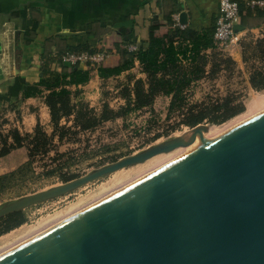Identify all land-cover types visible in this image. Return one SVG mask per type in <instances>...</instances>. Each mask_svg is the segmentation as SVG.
Instances as JSON below:
<instances>
[{
    "label": "water",
    "instance_id": "1",
    "mask_svg": "<svg viewBox=\"0 0 264 264\" xmlns=\"http://www.w3.org/2000/svg\"><path fill=\"white\" fill-rule=\"evenodd\" d=\"M207 127L24 196L0 219L190 146ZM0 264H264V112L3 252Z\"/></svg>",
    "mask_w": 264,
    "mask_h": 264
},
{
    "label": "rangeland",
    "instance_id": "2",
    "mask_svg": "<svg viewBox=\"0 0 264 264\" xmlns=\"http://www.w3.org/2000/svg\"><path fill=\"white\" fill-rule=\"evenodd\" d=\"M244 43L252 42L249 40ZM240 51L243 56V43ZM251 52H247L249 57L247 64H238L232 58V62H229L227 61L229 57L218 52H214L216 55L210 52L205 77L193 83L185 92V105L179 110L170 111L171 97L164 95L158 96L149 107L128 110L135 82L139 79L146 80V75H141L140 69L101 82L97 94L87 91L81 95L79 92H74L72 101L77 105V110L81 106L87 110L88 116L84 119L89 117L99 119L105 110L120 115L101 122L90 130L74 127L76 115L68 120L63 119L61 127L66 128L57 131L58 135L64 134L62 140L57 135L53 137V124H51L52 132L46 126H41L48 139L46 142L40 139L38 148L33 153L34 156L30 153V142L35 131L33 134H22L23 137L30 136L24 140L22 146V151L26 154L21 152V155H17L15 159L1 165V169H5L17 163L21 164L13 172L0 176V208L24 196L59 186L171 138L184 135L192 129L185 124L190 111L203 110L208 115L203 125L221 127L227 124L226 126L229 127V122L249 113L247 109L253 96L264 95V90L254 89L249 82L253 67L262 66L260 60L252 56ZM228 100L231 102V107L242 108L243 111L224 123H211L210 119L223 115V110L217 111L216 108L223 107ZM132 107L133 105L130 106L131 109ZM3 124L0 121V143L4 138L2 134H6ZM169 155L170 153L155 156L144 163L102 177L57 199L27 208L24 210L25 223L0 235V254L50 227L53 221L55 223L65 219L63 217H69L73 210L80 211L148 176V173L150 175L164 168L153 169ZM147 170L152 172H146ZM0 225L1 229L3 224Z\"/></svg>",
    "mask_w": 264,
    "mask_h": 264
},
{
    "label": "trees",
    "instance_id": "3",
    "mask_svg": "<svg viewBox=\"0 0 264 264\" xmlns=\"http://www.w3.org/2000/svg\"><path fill=\"white\" fill-rule=\"evenodd\" d=\"M246 1L238 0L240 5V19L236 25L238 32L246 25L248 19L264 18V11L258 8L251 9L246 5ZM216 20L217 18L214 19L209 28L201 31L189 26L181 29L172 18L155 20L149 27L147 48L137 47L136 52L128 50L130 46L128 37L133 22L127 20L118 24L111 33L101 36L94 47L90 45L79 46L59 53L52 58L43 56L41 80L31 85L21 77H17L14 84L9 88V96L13 98L22 96V98L27 99L47 92L46 104L50 109L51 122L54 126L53 137L57 135L62 140L64 134L58 135L57 131L65 130L66 127H61L63 119L68 120L71 116L76 115L74 127L90 130L99 123L117 118L120 115L105 110L99 119L96 117L84 119L88 116L87 110L84 106L77 110V105L73 104L72 101L73 94L70 88L84 85L94 78L106 81L119 77L132 69L135 62L138 61L142 67V72L146 75V80L139 79L135 82L134 93L133 97L131 96L129 99L128 110L133 111L149 107L160 95L171 97L170 111L179 110L185 105V92L190 89L189 87L193 83L205 77L208 52H215L213 36ZM243 49V63L247 64L249 60L248 51H252V56H256L262 63L261 67H253L249 82L254 89L264 90V37L254 43H243ZM69 52L102 53L105 58L100 64L93 67L87 66L83 70L80 67L67 66L62 62V55ZM214 55L216 54L214 53ZM227 61L232 62L231 59ZM52 63L55 66L54 69H52ZM132 105L131 109L130 106ZM216 110H223V115L219 118L210 119V122L214 124L224 123L243 111L242 108L231 107L229 100L224 103L223 107H217ZM207 116L203 110L199 112L190 111L185 124L193 128L202 124ZM10 135L13 139L12 144H9L6 138L1 140L0 158L7 156L14 149L21 148L24 140L30 137L29 135L23 137L17 130L11 132ZM40 139L46 142L48 135L38 125L30 142L32 156L38 148ZM24 223V211L9 214L0 219V224H3L0 235L20 227Z\"/></svg>",
    "mask_w": 264,
    "mask_h": 264
},
{
    "label": "crops",
    "instance_id": "4",
    "mask_svg": "<svg viewBox=\"0 0 264 264\" xmlns=\"http://www.w3.org/2000/svg\"><path fill=\"white\" fill-rule=\"evenodd\" d=\"M255 8L264 11V4ZM218 9L219 0H0L3 44L0 62L7 78L0 83V121L4 123L6 132L2 137L12 144L11 132L17 130L21 135L33 134L38 125L46 126L52 132L50 109L46 104L47 92L27 99L9 96V88L17 77L31 85L41 80L43 56L52 58L79 46L94 47L101 36L111 33L118 24L127 20L133 22L129 45L146 49L153 21L172 18L179 23L180 15L186 13L187 24L184 27L201 31L209 28L217 18ZM240 32L242 43L249 40L254 43L263 38L264 18L248 19ZM62 33L71 35L64 36ZM242 43L233 55L238 64H243ZM51 66L54 69L53 63ZM86 68L80 67L83 70ZM134 69H140L141 75H145L138 61L122 75ZM103 81L94 78L70 90L72 94L79 92L82 95L87 91L97 94L98 85ZM22 150V147L17 148L0 158V176L21 166L17 163L1 169L4 162L15 159L21 152L25 155Z\"/></svg>",
    "mask_w": 264,
    "mask_h": 264
},
{
    "label": "built area",
    "instance_id": "5",
    "mask_svg": "<svg viewBox=\"0 0 264 264\" xmlns=\"http://www.w3.org/2000/svg\"><path fill=\"white\" fill-rule=\"evenodd\" d=\"M264 0H247L246 5L250 8L262 6ZM240 19V5L238 0H219L218 16L214 32L215 52L222 54L229 59H234L233 55L243 41L241 32L236 30V25ZM178 27L184 29V25L176 22ZM130 52H136L138 48L134 45L128 47ZM210 52H208L209 54ZM105 58L102 53L92 54L89 52L65 53L62 55V62L70 67L95 66L100 64Z\"/></svg>",
    "mask_w": 264,
    "mask_h": 264
},
{
    "label": "bare ground",
    "instance_id": "6",
    "mask_svg": "<svg viewBox=\"0 0 264 264\" xmlns=\"http://www.w3.org/2000/svg\"><path fill=\"white\" fill-rule=\"evenodd\" d=\"M256 96V95H255ZM253 96L254 98H252V100L250 101L249 103V106H248V109L249 110V113L247 115H244V116H241V117H238L236 118L235 120L231 121L228 123V125L230 124L229 127H227L226 125L225 126H208L207 127V130L206 132L200 137V139L196 140L192 145L190 146H186V147H181V148H177L176 150L170 152V155L167 157V158H164L163 159V162H159L160 164L156 167H153V169L155 168L156 169H160L162 167H165L171 163H173L174 161H176L177 159H179L180 157H182L183 155H185L186 153H188L189 151L192 150V148H195L196 146L200 145V144H204L206 142H210L222 135H224L225 133L231 131L232 129L238 127L239 125L245 123L246 121L250 120L251 118L255 117L256 114H260L262 112H264V95L262 96H257L255 97ZM246 118V119H245ZM189 134V131L186 132L184 135L182 136H186ZM161 155V154H160ZM158 156V155H157ZM154 158V157H153ZM152 159V158H151ZM152 170V169H151ZM150 171V170H149ZM148 170L146 172H149ZM152 172V171H150ZM155 172V171H154ZM153 172V173H154ZM143 174V173H142ZM141 174V176H143ZM149 175V173H148ZM124 176V175H123ZM146 176V175H145ZM133 179V178H132ZM135 179V178H134ZM137 180V179H136ZM88 206V205H87ZM90 206V205H89ZM80 208V207H79ZM75 210H78V209H75ZM75 210H73L74 212H76ZM80 210V209H79ZM72 211V212H73ZM74 212L72 214H74ZM78 212V211H77ZM72 214H69V215H72ZM68 216V215H66ZM63 218H67V217H63ZM57 220V219H56ZM60 220V219H59ZM62 220V219H61ZM60 220V221H61ZM54 222V221H53ZM52 222V223H53ZM59 222V221H58ZM51 223V225H52ZM57 223V221L55 222ZM53 223V225L55 224ZM50 225V226H51ZM48 226V225H47ZM44 229V228H43ZM46 229V228H45ZM38 230V229H36ZM38 234V233H36ZM28 236V235H27ZM32 237V236H31ZM28 239V238H27ZM23 240V239H22ZM22 242V241H21ZM15 243V242H14ZM20 243V242H19ZM16 246V245H14ZM3 252V251H2Z\"/></svg>",
    "mask_w": 264,
    "mask_h": 264
}]
</instances>
